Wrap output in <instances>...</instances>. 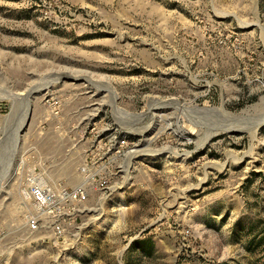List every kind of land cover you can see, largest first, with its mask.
<instances>
[{
  "label": "rangeland",
  "instance_id": "1",
  "mask_svg": "<svg viewBox=\"0 0 264 264\" xmlns=\"http://www.w3.org/2000/svg\"><path fill=\"white\" fill-rule=\"evenodd\" d=\"M112 131L105 192L27 231L26 176ZM0 264H264V0H0Z\"/></svg>",
  "mask_w": 264,
  "mask_h": 264
},
{
  "label": "built area",
  "instance_id": "2",
  "mask_svg": "<svg viewBox=\"0 0 264 264\" xmlns=\"http://www.w3.org/2000/svg\"><path fill=\"white\" fill-rule=\"evenodd\" d=\"M112 132L100 137L103 153H108L101 156L100 161L89 155L90 149L86 150L88 154L84 155L79 168L80 180L73 186L66 187L42 171L26 176L25 187L31 207L24 218L27 231H49L53 236L63 237L68 229L75 227V219L91 193L102 194L107 189L113 174L108 165L115 164L117 156L132 150L123 136Z\"/></svg>",
  "mask_w": 264,
  "mask_h": 264
}]
</instances>
